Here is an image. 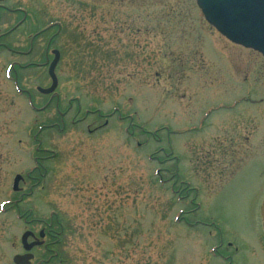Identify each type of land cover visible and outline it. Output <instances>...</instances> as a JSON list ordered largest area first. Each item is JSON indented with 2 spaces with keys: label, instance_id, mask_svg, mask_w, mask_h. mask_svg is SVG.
<instances>
[{
  "label": "rangeland",
  "instance_id": "rangeland-1",
  "mask_svg": "<svg viewBox=\"0 0 264 264\" xmlns=\"http://www.w3.org/2000/svg\"><path fill=\"white\" fill-rule=\"evenodd\" d=\"M0 33V264L52 222L60 241L33 264L54 251L63 264H220V233L249 244L264 202L262 54L195 0H0ZM52 47L64 125L23 94L48 101ZM55 121L64 130L43 128Z\"/></svg>",
  "mask_w": 264,
  "mask_h": 264
},
{
  "label": "water",
  "instance_id": "water-1",
  "mask_svg": "<svg viewBox=\"0 0 264 264\" xmlns=\"http://www.w3.org/2000/svg\"><path fill=\"white\" fill-rule=\"evenodd\" d=\"M206 20L214 26L218 32L231 42L254 49L264 55V0H196ZM55 58L50 65L49 73L53 79L51 87L39 88L42 93H52L58 84L55 75V67L60 60V51H54ZM18 175L14 181V190L22 180ZM264 218V207L262 210ZM33 232L27 231L22 236V243L27 251L42 242L29 243L28 239ZM43 233H41V236ZM34 255L31 253L18 254L14 257L16 264H30Z\"/></svg>",
  "mask_w": 264,
  "mask_h": 264
},
{
  "label": "flooded vegetation",
  "instance_id": "flooded-vegetation-1",
  "mask_svg": "<svg viewBox=\"0 0 264 264\" xmlns=\"http://www.w3.org/2000/svg\"><path fill=\"white\" fill-rule=\"evenodd\" d=\"M5 34L4 33H0V39L4 36ZM33 41V39H32ZM52 41H53V38H50L49 40V43H48V50L51 46H53L52 44ZM33 48L34 46L32 45L29 50L26 52V54L28 55H31L32 54V51H33ZM55 49H58L59 48H56V47H52V51L55 50ZM51 51V53H52ZM53 55V53H52ZM46 59H45V62L42 63L41 65L44 67L46 65V68L48 67L49 69V65L53 59V57L48 54V52H46ZM27 64V63H26ZM25 64V65H26ZM34 62H29L27 64V66H34ZM59 67V63L57 64L56 66V74L58 76V73H57V69ZM15 77V76H14ZM16 78V77H15ZM16 81H18V79L16 78ZM51 85V82L50 84L47 86L49 87ZM59 89V84L55 90L54 93H51V94H43L44 96H47L49 97L48 98V101L46 102V104L43 106V107H36L33 103V99H32V95L29 91L27 90H24L23 94H25L27 96V102L29 104V106L31 107L32 105V108H34L35 111H41L43 109H47L52 103L56 105L57 107V114L59 115L60 114V119H61V122L63 123V125L65 124V114L61 111L62 108L61 106H63V101H62V98L59 94V92L57 91ZM264 101V100H263ZM261 103V102H260ZM100 109V108H98ZM97 112L99 113L100 111L97 110ZM89 112H87L86 114H88ZM101 116H104L102 113H99ZM86 118H88L87 116H84L82 119H76V120H72L73 123H77V121H83L85 120ZM122 119V117H121ZM108 124V120H106V122L104 123V125ZM59 122L58 121H55L53 123H51V125H43V128H50V127H54V126H57L58 130H64V127H61L59 128ZM100 128H103V125L98 127V128H95L94 129V132L95 131H98ZM128 130V129H127ZM89 131H92V130H89ZM97 133V132H96ZM37 139V138H36ZM41 149H38V151H40ZM42 153V152H41ZM37 159V162H38V159H43V157H39L37 156L36 157ZM39 163V162H38ZM39 166H35L34 169L32 170V172H29L27 174V177L29 178V180L33 179V171H35L36 169H38ZM263 169H264V158H263ZM263 176L261 175H258V177H261L264 179V174L261 173ZM40 181H41V178H40ZM264 181V180H263ZM23 182H25V179L23 180ZM31 184V183H30ZM30 188H32V185H30ZM176 188L174 187L173 189V192L176 193L177 190H175ZM31 191V190H30ZM181 198H183V196H180ZM264 198V186L261 190V193H260V201L261 199ZM22 200V199H20ZM20 200L17 202L20 203ZM263 207H264V202H260V205L258 207V209H256V212L253 214L252 213V216H253V221H254V237L250 239V242L249 244L246 246L242 245L241 242H238V244H235L236 243V239H232L231 241H226L225 238H223V234L220 233V240H219V244L216 246L215 248V257L216 259L220 260V264H264V218H263V215H262V210H263ZM258 211V212H257ZM52 213H56V212H52ZM258 214H259V222H258ZM20 219H21V215H19ZM24 222L26 224H28L29 222L27 221L26 218H24ZM46 223V222H45ZM53 223V222H52ZM52 223H46L45 224V227L44 229V233H43V236L42 238H40V240L44 241V243L41 245L43 246L44 248H48L47 250H52L50 249L49 247L51 245H54L56 243H58L60 241V233L59 234H54L51 232V226H53ZM204 225H209L208 222H203ZM218 226V224H216ZM49 226V227H47ZM218 228V227H216ZM26 230H31L30 228H27ZM25 230V231H26ZM39 231L38 235L36 234V239H38L39 236H41V231ZM263 234V236H262ZM52 237V238H50ZM33 239L35 238H31L30 241H32ZM50 239V241H48ZM37 247H35L33 249V253L35 254V249ZM248 251L249 253V259L248 260H243L242 258L240 259L239 255L244 253V251ZM56 252V251H54ZM22 253H25V251L23 250ZM240 253V254H239ZM251 253H253L251 255ZM57 256L56 254H52L50 256H47L46 259H42L40 260L39 264H52L51 261L53 259V257ZM36 257V255H35ZM33 264V263H32Z\"/></svg>",
  "mask_w": 264,
  "mask_h": 264
},
{
  "label": "trees",
  "instance_id": "trees-1",
  "mask_svg": "<svg viewBox=\"0 0 264 264\" xmlns=\"http://www.w3.org/2000/svg\"><path fill=\"white\" fill-rule=\"evenodd\" d=\"M54 259H55L54 263H56V262H57V264H63L64 263L63 261L59 260V256L55 257Z\"/></svg>",
  "mask_w": 264,
  "mask_h": 264
}]
</instances>
